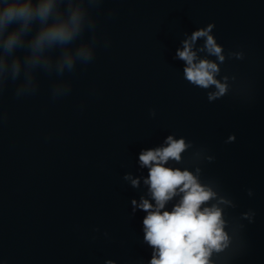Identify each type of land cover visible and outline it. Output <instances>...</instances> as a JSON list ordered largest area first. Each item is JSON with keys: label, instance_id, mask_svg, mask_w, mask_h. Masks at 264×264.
<instances>
[{"label": "clouds", "instance_id": "1", "mask_svg": "<svg viewBox=\"0 0 264 264\" xmlns=\"http://www.w3.org/2000/svg\"><path fill=\"white\" fill-rule=\"evenodd\" d=\"M108 2L0 0V127L8 120L3 97L10 85L15 99L31 98L38 94L39 76L44 74L55 77L49 88L52 101L71 95L72 81L66 75L93 64L98 47L111 46L100 30L101 18L117 14L114 8L105 9ZM214 29L215 23L210 22L184 33L174 57L183 62V79L203 90L209 103L228 96L237 81L236 75L222 74L221 66L246 58L243 50L226 52ZM156 116V110L150 109L149 117ZM235 141V134H230L224 143ZM214 161L206 146L174 133L159 146L140 151L138 167L146 169L147 175L127 172L122 177L131 188H144L138 200H131L132 215L138 210L146 213L142 243L151 248V258L139 264H234L248 253L244 222L254 223L256 212L250 208L232 215L239 207L236 200L219 180L203 179V166ZM246 192L254 196L253 189ZM104 264L116 261L107 259Z\"/></svg>", "mask_w": 264, "mask_h": 264}]
</instances>
